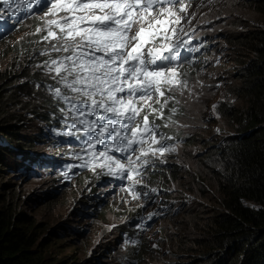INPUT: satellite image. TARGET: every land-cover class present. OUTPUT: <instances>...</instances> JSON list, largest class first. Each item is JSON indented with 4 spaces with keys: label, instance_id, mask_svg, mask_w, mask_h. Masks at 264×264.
<instances>
[{
    "label": "snow or ice",
    "instance_id": "snow-or-ice-1",
    "mask_svg": "<svg viewBox=\"0 0 264 264\" xmlns=\"http://www.w3.org/2000/svg\"><path fill=\"white\" fill-rule=\"evenodd\" d=\"M0 2L16 15L11 11L16 0ZM29 3L39 5L40 0ZM43 8H47L40 17L44 26L36 32H46L41 39L51 46L40 53L48 59L36 67L56 81L58 86L50 90L66 105L60 111L73 120L69 127L85 134L86 158L79 157L84 161L80 166L102 158L101 169L108 170L104 174L133 181L136 173L143 179L147 167L160 159L157 153L176 150L165 144L171 137L159 133L158 138L160 125L150 122L149 115L163 119V109L175 97L167 96L163 104L159 98L166 91L183 95L187 87V81L179 79L185 74L178 70L185 44L178 35L183 31L180 13L186 15L184 0H45ZM4 12L0 8V29L8 19ZM52 53L58 55L53 58ZM154 98L159 108L153 107ZM168 120L165 127L177 123L170 116ZM97 145L102 149L97 151ZM157 191L151 188L143 195L150 199L149 192ZM156 214L149 213L147 219Z\"/></svg>",
    "mask_w": 264,
    "mask_h": 264
},
{
    "label": "rangeland",
    "instance_id": "rangeland-1",
    "mask_svg": "<svg viewBox=\"0 0 264 264\" xmlns=\"http://www.w3.org/2000/svg\"><path fill=\"white\" fill-rule=\"evenodd\" d=\"M180 15H184V19L179 27H182L184 31L196 28L200 34L206 36V42L210 45H208L205 57L200 61H196L198 70L192 75L191 83L187 81V87L184 89L183 95L178 91L169 93V95L175 97V100H171L170 103L171 107H175L177 111L173 114L168 113L166 118L161 119L163 125L169 123V116L171 120L177 122L167 127L164 126L165 136L170 137L172 133H177L174 137L165 141L167 146L174 147L176 150L167 156V161L164 160V154H162L164 164L161 168L177 166L180 173L178 180H168L170 177H167L168 188H166V185L154 186L157 189L162 188V191L169 190V195L173 197L174 201L164 203L160 199L162 197L160 195L157 196L156 201L152 202L154 213L157 214L153 216V222L146 228L148 231L146 230L147 232L144 235L146 245L152 250H157H154L156 257L152 255L150 264H168L167 259L170 255H162L167 254V251L171 249L173 253L177 252L178 249L169 248L168 246L172 241L173 243L175 241L173 238L174 233L180 226L190 225L194 215L203 213L204 207L215 206V196L220 197L216 192L219 183L218 176L222 178L225 163L221 156L205 157L216 151L215 148L211 152L212 150L207 143L219 142L220 144H226L227 136L235 132L230 123L222 116L223 109L229 107L240 108L243 105V101L235 93V88L240 81V72L234 69V63L231 59L233 55L228 53L229 48L226 46L227 39L225 37H230L231 34L246 28H252L262 21L250 5L249 0H194L191 11L186 8V15L183 13H180ZM11 39L12 36L10 39L5 40L6 44ZM6 44L0 46V77L7 73L8 69L11 70V66L21 64L20 59L12 63V57L9 59L5 57L6 53L10 54V49H6L8 47ZM38 63L42 64L43 62L39 61ZM2 80L0 79V85ZM176 100L179 103H176ZM213 105L216 106L215 109ZM43 133H45L44 130ZM200 148H203L204 152ZM198 154L204 156L208 161H199L196 158ZM217 165L219 166L217 167ZM151 166L152 164L148 167ZM21 173L22 171L18 169L7 167L0 172V175L3 176L0 179V188L3 183L11 184L9 189L5 190L7 196L2 203L6 208L2 204L0 206L6 213H13L14 216L24 213L30 218L36 231L39 232L40 239H48L50 243L60 245L63 248L65 253H56L59 250H51L52 255H56L55 263L61 261L62 258L68 259L62 263L59 262V264H73L76 258L77 264L114 263L112 259H109L108 254L101 252L100 248H105L106 244L104 242H113L119 238L120 233L107 228V225L110 223V226L115 228L116 222L118 223L121 218L114 215L123 210L122 203L124 201L121 203L117 198L111 199L110 205L112 211L115 212L113 214H108L110 211L106 212L104 210L99 215L79 217L78 210H82L81 200H85V195H94V192L104 190L105 184L103 181L95 184V181L87 180L83 186H77L76 182L71 181L69 182L71 187L65 188L61 185L56 187L57 180L55 177L57 178V176L55 174H40L39 177L26 180V176L21 177ZM217 173L219 175L214 180L209 179ZM150 178L151 181H155L157 177L154 175ZM162 178L165 179L164 174ZM201 181L202 183H200ZM156 183L159 184L157 181ZM93 187H95V191L92 190ZM53 188L56 189L55 196L58 197L45 202L43 193L54 190ZM128 205L131 206L132 203L130 202ZM169 207H173V210ZM166 211L171 219L173 217V220H166L164 226L160 225L158 227L159 216ZM134 219H137V216ZM126 222H122L120 227ZM78 225H83L85 229L80 238L73 235L74 232L69 230V227ZM67 238H77L78 240L71 239L72 241H68ZM154 239H158L159 247L158 244L154 245L152 243L151 240ZM122 249L123 247L118 251L120 258L118 253L116 254L118 261H115L114 264H122ZM67 253L70 257H66Z\"/></svg>",
    "mask_w": 264,
    "mask_h": 264
},
{
    "label": "trees",
    "instance_id": "trees-1",
    "mask_svg": "<svg viewBox=\"0 0 264 264\" xmlns=\"http://www.w3.org/2000/svg\"><path fill=\"white\" fill-rule=\"evenodd\" d=\"M250 1L254 10L262 19L261 23L252 28H246L231 34L229 39H227L229 48L235 52V55L231 57L234 59V63L240 67V81L235 88V93L243 101L242 108L229 107L223 109L225 116L227 115L225 119L230 123L235 133L230 137L233 142L231 141L230 145L221 150L223 153L217 154L216 152L215 154L220 155L223 161L226 160L228 172L223 175L224 177L222 176V183H218L216 192L220 197L215 196V206L204 207L203 213L194 215L190 225L180 226L174 233L173 238L175 241L172 247L178 250L176 253H173L172 249L168 251L170 255L167 259L168 264H264V0ZM27 23H29V20L25 24ZM29 39L35 38L29 37ZM2 43L6 44L5 40L0 43V46H3L1 45ZM29 46V44H20L10 50L23 56L20 60L28 64L23 69L18 70V74H10L8 70L7 73L0 77V79H3L0 85V131L6 129L11 134V138L18 141L17 145L15 140L8 145L5 142L6 146L3 148L5 152L16 146L7 155L10 161L16 156V152L23 153L27 147L24 141L18 137L21 134L19 124L23 123L26 116H45V113L51 111L54 107L42 89H35L34 82L40 81V79L26 82L32 77L30 74L32 71L36 72L35 76L38 75V71L30 67L32 60H29L28 54L32 53L34 57L37 55ZM28 50L30 52H27ZM255 107L257 108L255 109ZM245 111L246 113L244 114ZM33 128L35 127L33 126ZM235 142L238 143L236 144ZM52 170V168L51 170H43L38 174L45 175V173H49ZM228 178L232 179L229 180ZM239 190L241 193L236 194V191L238 193ZM94 201L96 206H94L89 215H96L94 210L100 209L103 205V201L97 196L94 197ZM91 202L92 198L88 200L85 206H82L83 209H88ZM8 214L0 210V264H19L20 262V264H34L35 262V264H42L43 261L45 262L43 264H56L55 255H52L51 250L55 249L59 250L56 253H63V248L60 245L50 243L48 239H40V234L36 231L33 223L23 225L22 221L19 222V220H22L20 215L14 216L13 213H10L9 216ZM7 215L8 217H6ZM70 230L74 232L73 235L77 236L84 233L83 225L77 228L71 227ZM10 238H13V241ZM67 239L72 241L70 240L72 238ZM29 243L30 245H28ZM21 244L27 250L26 252L21 250L23 249ZM7 248L11 249V251ZM146 250L148 251L143 252L140 257L142 263L152 255L148 246ZM32 253L36 256L34 257ZM22 254L24 256H21ZM45 257L47 258L44 259ZM51 261L54 262L52 263Z\"/></svg>",
    "mask_w": 264,
    "mask_h": 264
},
{
    "label": "bare ground",
    "instance_id": "bare-ground-1",
    "mask_svg": "<svg viewBox=\"0 0 264 264\" xmlns=\"http://www.w3.org/2000/svg\"><path fill=\"white\" fill-rule=\"evenodd\" d=\"M44 2H45V0H40V4L39 5H32V4L29 3V0H22V2H21V0H16L15 3H12L11 4V11H14L16 13V15H11L10 12H9V6L4 5L2 2H0V8L5 9L4 15L6 17H8L7 23L4 25V28L3 29H0V43L2 41H4V40H7V38H10L12 36V39L9 41L8 44H6L8 46L6 49L13 50V48L15 46L20 45V44H29L30 45L29 47H31L32 48V51L35 52L36 55H37L36 57H34V55L32 53H29L28 54L29 60H32V57H33L32 62L31 63L29 62L30 63V67L33 68V70L38 71V75L35 76L36 72L35 71H32L30 73L32 77H30L28 80H26V82H30L32 80L40 79V81L34 82L35 89L36 90L37 89H42V91L49 97L50 101L54 105V107L51 109V111H47L45 113L46 114L45 116H43V115H40L38 117L26 116L25 117V120H23V123H21V125L19 124V130L21 131V134H19L18 137L24 141V143L27 145V147L24 149L23 153H19V152L17 153L16 152L15 153L16 156L12 159V161H10L9 158H7V155H8V153L12 149H15L16 146L15 147L13 146L11 149H9L6 152L3 150V148L6 146L5 145V142H7V145H8L10 142L14 141L15 139L14 138H11V134H9L6 129H3V130L0 131V172L1 171H4V168L5 167H7L9 169H18V170L22 171L21 177H23L25 175L26 176L25 177L26 180H29V179L32 180L35 177H39V174H38L39 172H42L43 170H51V168H52L53 170L51 172L45 173V174H47V175L55 174L57 176V178L55 177V179L57 180L56 187H58V186L61 185L62 187H65V188H70L71 187L70 186V183H69L71 181L74 182V183L76 182L78 184L77 186H79V185L80 186H83V184H85V182L87 180L95 181V184L98 183V182H100V181H103V183L105 184L104 190H98V191L94 192V195H91V194L85 195V200L84 201L81 200L82 201L81 202V207H82V206H85V204L88 202V200L90 198H92L91 204L89 205L88 209H86L87 211L84 210L83 207H82V210H78V212L80 214L79 217H82L83 215H89V213L91 212V210L94 209V206H96V203L94 201V197L95 196L99 197L101 199V201H103L102 202L103 203L102 207L100 209H98V210L97 209L94 210V213L96 215H99L100 213L104 212V210L106 212L107 211L108 212L110 211L108 214L115 213V212L112 211V207L110 205L111 199L117 198L121 203H122V201H124V203H122L123 206H124L123 210L119 214H115L114 215L115 217L121 218L118 223L116 222L115 228L111 227L110 226V223L109 224L107 223L108 224L107 225V228H110L111 230L114 229L116 232L120 233L119 234V238L116 239V240H114L113 242H110V241L104 242L106 244V246H105V248L101 247L100 250H101V252H105L106 254H108L109 259H112L113 262L115 263V261H118V259L116 258V254L118 253L119 249L121 247H123V249L121 251V253H122L121 256L123 257V258H121V259H123L122 264H150V261H152V259H150V258L152 257V255H153V257H156L155 256V251H157V250H155V249L152 250L148 245H146V238H144V235L148 231L146 228L153 222V219H154V218H152L151 220H148L147 219L149 213H154L155 212L154 211V208H153L152 202L153 201H156L157 196H160V195L162 196L160 199L162 201H164V203H166V202H169L170 203V201H174L173 200V197L171 195H169V190H163L162 191V188L161 189H157L154 186L155 185H161V186H165L166 185V188H168L167 185L169 184V182H167V177H170V179H168V180H171V179L178 180L179 173H180L179 172V169H178L179 167H177V166H172V167L171 166H166L165 169H162L161 167L164 164V160H166L167 156L170 153H172V152H166V153H164V160H162V156L163 155L160 154V153H157V155L160 156V159L155 160L154 163L152 164V166L150 168L147 167L146 171L143 173V177H144L143 179H139V177L137 176L136 173H132V175H133V181L139 180V183L134 185L133 184V181H129L126 178H121V176H119V175L113 176V175H106V174H104L108 170L106 168L103 169V170L101 169V164L104 162L102 158H97L96 160L91 161L88 164L87 167H81L80 166L84 161L81 158H79V157H85L86 158V154L84 153V151H82L84 149V147H85V145H84V135L85 134H83V133H77V132H75V129L74 128L69 127L70 125L73 124V120L70 118V116L66 118L65 113H62L60 111L61 108H66V105L63 102L58 101L53 96L52 91L50 90V88H53L55 86H58L56 84V81L53 80L51 78V75L50 74H47L43 69L36 67V65H38V62L39 61L44 62L46 59H48V56L47 55H40V53L45 48H49L51 46L48 41H44V40L41 39L42 36L46 35V32H40V33H37L36 32V29L38 27L43 28V26H44L43 20L40 19V17H42L44 15V12L47 11V8H43V10H41V5H43ZM250 2L251 1L249 0V3ZM193 4H194V0H184V6H185V8L189 9V11H191V6ZM250 5L252 6L251 3H250ZM259 8H260V6H259ZM28 20H29V23L25 24ZM17 21H19V23H17ZM185 22H186V20H185ZM22 24H25V25L19 31L15 32L16 30H18V28ZM13 25H15V26H13ZM13 32H15V33H13ZM178 35L185 42L184 46H182L180 48L181 63H180L179 69H178L180 72L184 73L185 75L180 76L179 79L180 80H186V81H189L190 82L191 79H192V75L195 72H197V70H198V66H197L198 63L196 61H200V60H202L205 57L204 55L207 54L206 51L208 49V45H210V44H208L206 42V36L200 34L197 31L196 28H192L190 30H185V31L183 30L182 32L178 33ZM29 37H34L35 39H29ZM228 37L229 36H226L225 39H228ZM197 38H201L202 41L195 42V40ZM226 41H227L226 42V46L229 48V45H228V42L229 41L228 40H226ZM4 44L5 43H2L1 45H4ZM27 52H30V51H27ZM16 53L17 52H15V51H10V54L9 53L8 54L6 53L5 57L7 59H9L12 56L19 57V58L12 57L11 62L12 63H15V62H17L18 59H20V58L23 57V56L18 55V53L17 54ZM228 53H230L232 55H235V52L233 50H231L230 48H229V52ZM57 55H58L57 53H52L53 58H55ZM231 59H232V61L234 60L232 57H231ZM242 62H244V61H242ZM233 63H234V61H233ZM21 64L20 65L11 66L12 72H11L10 69H8V70L10 71L11 74H14V73L18 74L17 71L23 69L25 67V65L28 64V63L27 62H24V61H21ZM239 68L240 67H238L237 64L234 63V69L240 72V69ZM5 71H7V70H5ZM237 89H239V88H237ZM168 95H169V92L166 91L165 96L159 98L160 99V104L161 103L163 104L164 99ZM248 96H249V94H248ZM152 103H153V107H156V108H159L160 107V104H156L155 103V98H154V100H153ZM172 108H175V107H171V103L169 101L167 108H164L163 109V117L166 118V114L168 115V113H172L170 111ZM240 108H242V106ZM256 108L257 107H255V109ZM229 110H231V109H229ZM249 110H250V108H249ZM245 113H246V111L244 112V114ZM143 114H147V110L145 111V113H142V115ZM222 116H224V118H226L227 115L225 116V114L223 112V115ZM88 119H93V117H88ZM153 120H155V123L157 125H160V128L158 129V133H157L158 138H159V133H163L164 135H166L165 127H164V125H163V123L161 121V118L159 116H157L156 114H150L149 115V121L151 122ZM229 121H230V119H229ZM33 126L35 128H33ZM243 128H245V127H243ZM43 130L45 131V133H43ZM236 130H237V128H236ZM245 131L247 132V130H245ZM65 132H72L73 134L72 135H57V133H65ZM242 133H244V132H242ZM176 134H177L176 132L175 133H172L170 135V137H174ZM89 135H91V134H89ZM232 135L233 134L227 136V138H226V144L225 145L224 144H220L219 142H214V144L207 143L209 145V147L211 148V150H212L211 152H213L215 148H216V151L213 152L211 155L205 156V157L206 158H209V157H212V156H219L220 157V155H217V154L223 153V151H221V150L225 149L226 146L230 145V143L232 141L230 139V137ZM217 139L220 140L219 137H217ZM15 141H16V145H17V142L18 141L17 140H15ZM47 146H48V148H47ZM244 146H245V144H244ZM153 147H155V145H153ZM204 147H206V146H204ZM243 148H245V147H243ZM101 149H102V146L101 145H97L96 146V150L97 151H99ZM200 149H201L202 152H204L203 151V148H200ZM216 152H217V154H215ZM244 152H246V151H244ZM112 154L115 155V156H117V157H122L123 155H125V154H121V153H112ZM243 154H245V153H243ZM205 157L202 156L201 154H198L196 156V158L199 161L207 162L208 160ZM225 158H226V156H225ZM236 158H237V156H236ZM239 159H240V157H239ZM225 161H224L225 168H224V171H223L224 172L223 175L227 174L226 172H228L227 171L228 170V168H227L228 165H227V163ZM238 161H240V160H238ZM122 163H124L123 160H122ZM235 163H237V162H235ZM230 165H232V164H230ZM218 166L219 165H217V167ZM93 168L95 170H93ZM214 168L216 169V167H214ZM65 173L67 175H65ZM163 174L165 176V179L162 178L163 177ZM154 175L157 178L155 179V181H151V178L150 177H152ZM218 175L219 174L217 173V175H215L213 177H210L209 179L212 178V180H214ZM2 177L3 176L0 175V179ZM147 177H148V179H146ZM218 179H219V183H222L221 176H218ZM231 179H229V180H231ZM237 179H239V178H237ZM156 181L159 184H157ZM230 183H231V181H230ZM247 184H248V182H247ZM250 184H252V183H250ZM5 185H7V186H5ZM9 185H11V184L10 183H3L2 184V187L0 188V193H1L0 194V200H1L0 204L3 203L5 197L7 196V194H5V190H8L9 189ZM142 185H147V188L142 187ZM253 186H254V184H253ZM54 187H55V184H54ZM55 188H53L54 190L47 191L48 192L47 195H45L46 192L43 193V196L45 197L44 198V201L45 202H48V201H50L52 199H56L58 197V196H55V192H56L55 191L56 190ZM151 188H156L158 191L156 193L149 192L150 199H146L144 197L143 193L146 192V191H148ZM245 188H244V190H245ZM261 188H259V189H261ZM252 189H253V187H252ZM92 190L95 191V187H93ZM255 190H257V189H255ZM255 190H254V192H255ZM242 191H243V189H242ZM239 193H241L240 190H239L238 193L236 191V194H239ZM84 194H85V192H84ZM84 194H82V196H84ZM8 195H10V194H8ZM46 196L48 197L47 199H46ZM134 196H137V198L134 199L133 198ZM235 196H238V195H235ZM242 196H244V195H242ZM250 196H251V194H250ZM108 197H110V199H108ZM236 200H237V198H236ZM130 202L132 203L131 206L128 205V203H130ZM232 202H234V200H232ZM140 205H144V207H140ZM2 206H4L6 208L5 205L2 204ZM239 206H241V205H239ZM172 208L173 207H169V209H172ZM0 210L3 211L4 213H6L4 211V209L1 208V206H0ZM243 212H244V210H243ZM245 213H247V212H245ZM8 215L6 217H8ZM19 215L21 216V219H22V220H19V222L22 221V223H32V221L30 220V218L28 216H26L24 213H19ZM101 215H103V214H101ZM136 216H137V219H134ZM99 217H101V216H99ZM243 219H244V217H243ZM166 220H173V217L171 219L167 215V211L166 212H163V214H160L158 227H160V225H163L164 226L166 224ZM120 221H122V222L127 221V222L125 224H123L122 227H120V225L122 224V222L120 224ZM79 226L80 225L76 226L75 228H77ZM163 226H162V228H163ZM69 230H70V227H69ZM84 231H85V229H84ZM80 236H77V237L80 238ZM150 238H151V236H150ZM72 239L78 240L77 238H72ZM34 241H32V242H34ZM68 241H69V239H68ZM151 241H152V243L154 245L158 244V239H154V240H151ZM162 243H163V241H162ZM172 243H173V241H172ZM172 243L168 245L169 248L172 247ZM4 245H6V244H4ZM21 245L23 247V244H21ZM28 245H30V243ZM163 245H164V243H163ZM9 246H11V245H9ZM18 246H19V244H18ZM147 246L150 248V254H152V255H150V257H149L148 260H146V261H144L142 263V261L140 260L141 259L140 257L142 256L141 254L143 252L148 251V250H146V247ZM159 246L160 245L158 244V247ZM26 247H27V245H26ZM14 248L16 249V247H14ZM19 249H21V247H19ZM21 250H25V252L27 251L26 249H24V247ZM9 251H11V249ZM63 253H65V252H63ZM68 254L69 253H67V256L66 257H70V256H68ZM70 254H72V253H70ZM13 255L15 256V254H13ZM17 255H18V253H17ZM119 255H120V253H118V257L120 258ZM164 255L165 256L166 255L168 256L169 255L168 254V251H167V254H164ZM21 256H24V255L22 254ZM35 256L36 255H34V257ZM55 257H56V255H55ZM30 258H31V256H30ZM46 258L47 257H45L44 259H46ZM50 258H52V257L50 256ZM66 259H68V258H65V259L62 258L61 261H59V260L58 261L60 263H62V262H65ZM145 259H147V258H145ZM25 260H26V257H25ZM54 260L56 261L55 258H54ZM76 260H77V258L74 259L75 263H73V264H77L76 263ZM41 262H42V260H41ZM59 262L56 263V264H59ZM31 263H32V261H31ZM37 263H38V261H37ZM43 263H45V262L43 261ZM69 264H71V263H69Z\"/></svg>",
    "mask_w": 264,
    "mask_h": 264
}]
</instances>
